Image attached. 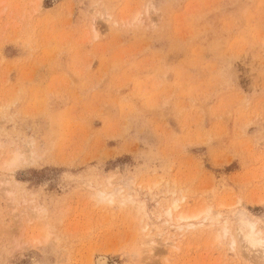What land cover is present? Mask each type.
I'll return each instance as SVG.
<instances>
[{
    "label": "rangeland",
    "instance_id": "obj_1",
    "mask_svg": "<svg viewBox=\"0 0 264 264\" xmlns=\"http://www.w3.org/2000/svg\"><path fill=\"white\" fill-rule=\"evenodd\" d=\"M247 222L264 0H0V264H262Z\"/></svg>",
    "mask_w": 264,
    "mask_h": 264
},
{
    "label": "bare ground",
    "instance_id": "obj_2",
    "mask_svg": "<svg viewBox=\"0 0 264 264\" xmlns=\"http://www.w3.org/2000/svg\"><path fill=\"white\" fill-rule=\"evenodd\" d=\"M17 158H18V156H17V154L16 153H14L13 155H12V157H11V161L9 162L10 164H12V163H14L16 160H17ZM178 205H174V208H176ZM171 209L170 210H168V212H167V214L168 215H171ZM195 216H197V214H193V215H185V214H180L178 217H177V219H188V218H191V217H195ZM242 216V215H241ZM242 220V219H241ZM249 222V221H248ZM247 222V223H248ZM224 224V223H223ZM249 224V223H248ZM249 226V229H248V232H244L243 230H242V228L240 227V226H238V227H235V235L238 237V238H240L239 240L241 241H243V244L245 243V246H248V248L249 247H251V249L253 248V247H259V249L261 250V252L263 253H261V255L263 256V258H262V260L261 261H263V263L262 264H264V237L263 236H260V233H259V231L256 229V227H255V225L254 224H252V222L248 225ZM223 227H224V225H223ZM222 227V229H223V231H225L224 233H226V232H228L227 230L229 229H225L226 227H224L223 228ZM234 235V236H235ZM229 245H230V249H234V247L236 246V239L233 237V235L231 236V240H229ZM246 249H247V247H246ZM258 249V248H257ZM257 249H255V250H257ZM250 250V249H249ZM253 250V249H252ZM252 250H251V252H252ZM255 250H253V251H255ZM259 250V251H260ZM259 253V252H258ZM257 252H256V254H258ZM261 255H259V256H261ZM105 263V258H104V256H102V255H99V256H97L96 258H95V264H104Z\"/></svg>",
    "mask_w": 264,
    "mask_h": 264
}]
</instances>
